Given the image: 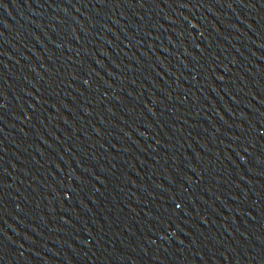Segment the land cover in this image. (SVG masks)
<instances>
[{"label": "water", "instance_id": "95a60500", "mask_svg": "<svg viewBox=\"0 0 264 264\" xmlns=\"http://www.w3.org/2000/svg\"><path fill=\"white\" fill-rule=\"evenodd\" d=\"M0 264H264V0H0Z\"/></svg>", "mask_w": 264, "mask_h": 264}]
</instances>
